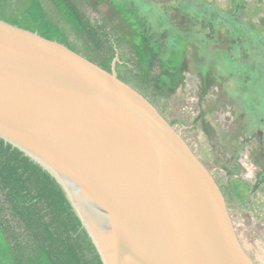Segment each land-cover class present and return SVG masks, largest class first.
I'll return each mask as SVG.
<instances>
[{"label":"water","instance_id":"water-1","mask_svg":"<svg viewBox=\"0 0 264 264\" xmlns=\"http://www.w3.org/2000/svg\"><path fill=\"white\" fill-rule=\"evenodd\" d=\"M119 60L0 18V138L56 178L104 264H257L214 174Z\"/></svg>","mask_w":264,"mask_h":264},{"label":"rangeland","instance_id":"rangeland-1","mask_svg":"<svg viewBox=\"0 0 264 264\" xmlns=\"http://www.w3.org/2000/svg\"><path fill=\"white\" fill-rule=\"evenodd\" d=\"M91 2L127 42L149 47L158 56L163 63L161 84L171 93L161 100L162 110L220 182L225 181L221 166L228 150L243 148L244 141L258 147L259 162L264 130V0ZM228 207L241 242L258 264H264V251H256V232L237 224V207ZM243 212L254 224L263 219L262 208Z\"/></svg>","mask_w":264,"mask_h":264},{"label":"trees","instance_id":"trees-1","mask_svg":"<svg viewBox=\"0 0 264 264\" xmlns=\"http://www.w3.org/2000/svg\"><path fill=\"white\" fill-rule=\"evenodd\" d=\"M47 1L49 6L44 0H0V18L61 41L108 69L119 52L118 75L162 110L161 100L171 93L161 84L163 63L149 47L127 42L91 0ZM0 264H104L56 178L3 138Z\"/></svg>","mask_w":264,"mask_h":264},{"label":"flooded vegetation","instance_id":"flooded-vegetation-1","mask_svg":"<svg viewBox=\"0 0 264 264\" xmlns=\"http://www.w3.org/2000/svg\"><path fill=\"white\" fill-rule=\"evenodd\" d=\"M116 54L119 55V52ZM159 109L161 110V108ZM261 133L263 137L260 141L259 148L262 152L259 155L258 163L255 162V159H257L256 152L258 151V147H250L246 145V141H244L243 148L235 149V151L233 150L232 152L228 150L226 159H224L221 166L225 181L220 182L215 171L204 162L221 185L227 204H233L237 207L239 215V217H237L239 223L237 222V224L244 227V230H250V228H253L254 232H256L254 235V241L257 244V252H260V250L264 251V130ZM251 138L252 137H250V140ZM252 151L253 153H251ZM257 167H260V169L258 170ZM259 197H261V199H259ZM252 207L256 209V211L257 208L263 209V212L259 213L263 217L262 221L256 222L255 224L253 222V217L250 214H245L243 212L244 209H250ZM246 217H249L250 220L248 221L245 219ZM252 223L254 227L252 226ZM234 224L237 230V225L235 222ZM243 246L245 247L244 244ZM246 251L251 255L247 249ZM251 257L253 258L252 255ZM255 262L258 264L256 260Z\"/></svg>","mask_w":264,"mask_h":264}]
</instances>
